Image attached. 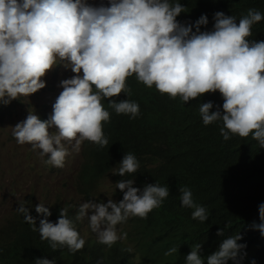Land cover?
Listing matches in <instances>:
<instances>
[{"label": "clouds", "instance_id": "clouds-1", "mask_svg": "<svg viewBox=\"0 0 264 264\" xmlns=\"http://www.w3.org/2000/svg\"><path fill=\"white\" fill-rule=\"evenodd\" d=\"M185 8L180 0H100L97 4L89 0H0V104L29 98L45 88L44 77L57 66L73 74L59 82L62 91L47 119L32 110L11 127L16 143L30 145L43 164L55 168H63L66 158L79 153L85 142L108 146L103 130L111 119L108 109L131 119L140 114L137 102L115 99L131 95L127 80L134 77L146 88L184 104L219 93L222 105L199 103L203 124L220 122L225 141L251 135L264 148V40L249 39L264 15L249 8L237 20L217 11L207 30L206 14L194 23L180 22L177 17L187 13ZM118 165L112 173L121 177L135 174L140 167L130 152ZM115 184L123 193L119 202L89 199L78 206L74 219L65 207L59 209L56 222H51L49 208L38 203L35 212L43 218L37 226L26 201L15 211L53 251H81L85 239L75 222L84 220L97 242L111 248L128 239L117 225L132 217L146 219L169 196L168 186L157 183L142 189L133 186V179ZM179 192L181 206L193 209L191 218L204 223L207 209L194 202L189 188ZM258 215L261 222L252 228L264 237V203L258 206ZM216 234L223 236L224 229ZM241 239L239 234L224 238L206 259L201 255L202 244L197 243L184 257L185 264H239L246 255V245L238 243ZM124 251L133 253L134 248L129 245ZM177 251L171 247L164 256ZM34 264L55 261L37 258Z\"/></svg>", "mask_w": 264, "mask_h": 264}, {"label": "trees", "instance_id": "trees-1", "mask_svg": "<svg viewBox=\"0 0 264 264\" xmlns=\"http://www.w3.org/2000/svg\"><path fill=\"white\" fill-rule=\"evenodd\" d=\"M186 6L177 19L194 23L202 14L208 17L207 30L213 24V14L223 11L239 20L247 9L255 8L264 15V0H180ZM238 22V21H237ZM202 30H205L202 27ZM264 40V20L255 24L252 37ZM131 95L121 94L117 100L129 99L140 106L138 117L111 112L110 122L104 125L109 145L99 148L89 142L81 146L80 166L76 171V192L84 199L93 197L97 182L109 178L113 183L111 199L119 202L123 193L116 189V182L133 179L134 187L143 188L157 183L168 186L169 196L161 207L150 212L146 219L132 217L123 223L126 242H117L111 248L99 244L97 239L85 238L81 251L70 253L67 248L53 251L47 241L31 230L23 216L14 211L0 226V264H34L37 258L54 260L55 264H185V256L191 248L202 244L201 255L211 254L228 236L239 234L238 243L245 244L246 255L239 264H264V237L252 228L259 224L258 206L264 203V148L252 139L232 136L225 141L220 135V122L205 126L199 115V103L213 101L222 105L219 93L205 94L186 104L179 98L172 100L160 95L154 88L148 89L127 80ZM23 101L13 100L0 104V124L13 117ZM47 119V115L39 116ZM136 156L140 167L132 175H114L125 153ZM187 187L196 204L204 206L208 219L202 223L191 218L193 209L181 206L179 189ZM101 201V200H100ZM104 203H107L105 201ZM35 203L27 202L30 215L36 225L42 215L35 212ZM72 200L57 199L48 207L56 222L60 208H68L69 218L75 217L77 207ZM79 232V222H75ZM223 236H217L218 229ZM80 234V232H79ZM131 245L133 253L124 251ZM171 247L177 253L165 257ZM228 264H233L228 261Z\"/></svg>", "mask_w": 264, "mask_h": 264}, {"label": "rangeland", "instance_id": "rangeland-1", "mask_svg": "<svg viewBox=\"0 0 264 264\" xmlns=\"http://www.w3.org/2000/svg\"><path fill=\"white\" fill-rule=\"evenodd\" d=\"M100 0H89L97 4ZM73 74L62 66H57L46 77V87L23 101L16 114L0 124V226L7 220L21 202L51 204L57 199L72 200L76 207L85 202L75 187V177L80 166V152L66 158L63 168H55L42 163L30 145H18L11 134V127L26 118L27 112L34 110L38 116L49 115L52 104L62 89L59 82ZM69 150L71 151V147ZM81 151V150H80ZM113 183L109 178L97 182L93 200L105 202L111 199ZM101 200V201H100ZM34 205V207H35ZM123 232V224L117 225ZM82 238H94L96 235L88 227L87 220L79 222Z\"/></svg>", "mask_w": 264, "mask_h": 264}, {"label": "bare ground", "instance_id": "bare-ground-1", "mask_svg": "<svg viewBox=\"0 0 264 264\" xmlns=\"http://www.w3.org/2000/svg\"><path fill=\"white\" fill-rule=\"evenodd\" d=\"M4 121H6V120H4Z\"/></svg>", "mask_w": 264, "mask_h": 264}]
</instances>
